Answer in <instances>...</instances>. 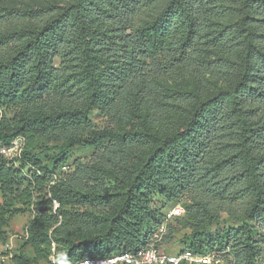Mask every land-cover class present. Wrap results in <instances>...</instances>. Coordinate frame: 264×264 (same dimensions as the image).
<instances>
[{"label":"trees","instance_id":"16d2710c","mask_svg":"<svg viewBox=\"0 0 264 264\" xmlns=\"http://www.w3.org/2000/svg\"><path fill=\"white\" fill-rule=\"evenodd\" d=\"M182 79L187 88L167 83ZM16 137L18 156L0 153V243L15 215L31 218L11 264H75L150 244L165 252L180 224L191 228L184 213L196 224L178 251L258 264L264 0H53L27 9L0 0V149ZM74 147L92 153L70 167ZM181 198L184 212L156 240L173 206L164 207ZM244 198L241 219L206 228L215 209Z\"/></svg>","mask_w":264,"mask_h":264},{"label":"rangeland","instance_id":"374dc122","mask_svg":"<svg viewBox=\"0 0 264 264\" xmlns=\"http://www.w3.org/2000/svg\"><path fill=\"white\" fill-rule=\"evenodd\" d=\"M52 1L53 0H3V2L6 3V5L21 7L25 9L30 8V7H37L41 4L45 5L47 3H51ZM143 17H144L143 14L140 16L137 15L134 18V24L138 25L142 21ZM25 22H28V21H25ZM167 83L168 85L180 83L182 84L180 85L181 87L186 86V88L188 84V82L186 83L185 79H182L177 82L169 80L167 81ZM178 88L180 87L178 86ZM177 115L178 113L174 111L170 114L169 117L171 120H175ZM93 120L99 126H103L106 123V119L104 116H95ZM40 150L41 149H37L36 151L38 152ZM91 153H92L91 149L84 148V147H74L70 151H68L67 164L71 167L72 162H74V160H77V159L87 160L90 157ZM12 155H13V157H11L12 159L18 156V154L14 155V153H12ZM17 165H18V162H15V166ZM28 168L26 167L22 169L21 174L24 176H27L26 172ZM0 201H1V195H0ZM183 202H184V199L181 198L175 202H170L164 208L178 205L183 209V212H184L185 207L183 205ZM248 203H249V198H244L240 200L234 199L230 203L223 204L221 208L215 209L213 214L217 215L216 217H206L202 221L206 225L207 229L208 228H211L212 230L219 229L223 225H228L232 223L233 218H235L236 220L241 219L242 215L244 214L248 206ZM30 218H31V213L29 212L17 214L10 220L8 227L4 229L5 243L4 244L0 243V253L3 256L0 264H11L10 256L13 253V251L16 250L17 247L20 245L21 241L25 238L26 236L25 226L29 222ZM182 218H184L186 222L190 224L191 228L187 226L182 227L180 224L179 228L175 229L173 233L174 234L173 238H171L170 240L162 244L161 249L164 250L165 252H175V251L181 250L186 245V241H188L187 237L190 236L192 228H194L196 223L192 221V219L186 218L185 213Z\"/></svg>","mask_w":264,"mask_h":264},{"label":"built area","instance_id":"2783aa9c","mask_svg":"<svg viewBox=\"0 0 264 264\" xmlns=\"http://www.w3.org/2000/svg\"><path fill=\"white\" fill-rule=\"evenodd\" d=\"M22 145L23 138L16 137L9 146L1 147L0 153L7 158H11L13 157L12 153H14V155L19 154ZM55 206L57 205L55 204ZM182 213L183 209L178 205L163 211V220L155 231L156 240H160L161 236L165 233L166 224ZM2 258L3 256L0 253V262ZM183 262L187 264H209L211 262L215 264H233L231 261L224 262L210 253L200 254L190 250L163 252L152 244L136 251H124L108 257H87L77 261L75 264H181ZM258 264H264V242L261 244V254Z\"/></svg>","mask_w":264,"mask_h":264}]
</instances>
